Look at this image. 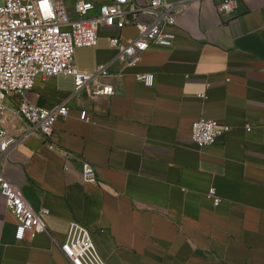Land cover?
Here are the masks:
<instances>
[{
	"label": "crops",
	"instance_id": "obj_1",
	"mask_svg": "<svg viewBox=\"0 0 264 264\" xmlns=\"http://www.w3.org/2000/svg\"><path fill=\"white\" fill-rule=\"evenodd\" d=\"M75 2L64 0L73 17ZM216 2L189 0L169 27L172 46H151L135 66L116 63L122 75L111 78V96L75 94L73 78L58 75L8 97L9 108L23 98L47 108L65 102L69 115L51 136L61 149L6 115L9 131L26 137L2 171L46 210L47 232L18 241L0 194V264H71L58 242L73 220L91 230L105 264H264V0H239L226 14ZM115 33L100 29L96 46L77 48V67L112 59ZM140 72L154 73V84L137 80ZM202 118L230 128L199 148L191 125ZM81 159L97 182L82 180Z\"/></svg>",
	"mask_w": 264,
	"mask_h": 264
},
{
	"label": "built area",
	"instance_id": "obj_2",
	"mask_svg": "<svg viewBox=\"0 0 264 264\" xmlns=\"http://www.w3.org/2000/svg\"><path fill=\"white\" fill-rule=\"evenodd\" d=\"M216 1L220 14L230 13L239 5V0ZM188 6L189 0H76L73 17L64 0H3L0 3V194L16 220L18 241L33 240L47 232L43 217L46 210H37L22 188L2 171L6 156L26 137L9 131L6 115L23 120L28 125L27 135L38 131L50 149H61L51 136L56 122L69 115V107L63 102L47 108L23 98L17 107L9 108L8 97L32 90L39 78L58 75L73 78L75 94L86 91L93 99L115 94L111 78L122 74H114L112 67L116 63L137 65L142 54L153 45L172 46L175 34L169 27L177 23ZM128 26L134 27L136 34L123 37L122 31ZM100 29L117 32L109 37L117 53L95 70L82 71L75 64V52L80 47L96 46ZM136 78L147 86L154 84L152 72L137 73ZM79 118L90 120L86 111ZM229 128L216 120L196 119L191 125V140L203 148L225 135ZM250 129L247 125V130ZM81 165L82 180L97 182L94 166L85 159H81ZM207 195L214 205L222 201L215 187H210ZM58 245L71 264H105L91 230L79 221L69 223L66 237Z\"/></svg>",
	"mask_w": 264,
	"mask_h": 264
},
{
	"label": "rangeland",
	"instance_id": "obj_3",
	"mask_svg": "<svg viewBox=\"0 0 264 264\" xmlns=\"http://www.w3.org/2000/svg\"><path fill=\"white\" fill-rule=\"evenodd\" d=\"M0 3H3V0H0Z\"/></svg>",
	"mask_w": 264,
	"mask_h": 264
}]
</instances>
